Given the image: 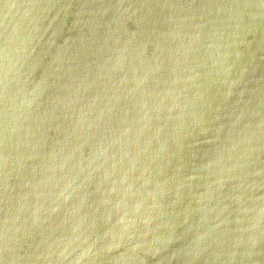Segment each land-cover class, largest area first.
<instances>
[{
    "label": "water",
    "instance_id": "1",
    "mask_svg": "<svg viewBox=\"0 0 264 264\" xmlns=\"http://www.w3.org/2000/svg\"><path fill=\"white\" fill-rule=\"evenodd\" d=\"M260 218L264 0H0V264Z\"/></svg>",
    "mask_w": 264,
    "mask_h": 264
}]
</instances>
